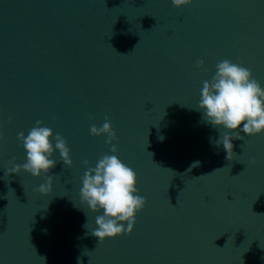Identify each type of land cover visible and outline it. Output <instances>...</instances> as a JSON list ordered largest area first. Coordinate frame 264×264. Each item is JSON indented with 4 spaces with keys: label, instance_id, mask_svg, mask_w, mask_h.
<instances>
[{
    "label": "water",
    "instance_id": "95a60500",
    "mask_svg": "<svg viewBox=\"0 0 264 264\" xmlns=\"http://www.w3.org/2000/svg\"><path fill=\"white\" fill-rule=\"evenodd\" d=\"M224 59L264 88V0H0V264H264V131L240 133L228 161L225 130L197 110ZM105 117L116 153L90 135ZM37 120L72 160L54 152L49 194L43 174L4 173L26 162L17 135ZM104 154L146 203L130 234L98 242L103 212L79 190Z\"/></svg>",
    "mask_w": 264,
    "mask_h": 264
},
{
    "label": "clouds",
    "instance_id": "9594fccd",
    "mask_svg": "<svg viewBox=\"0 0 264 264\" xmlns=\"http://www.w3.org/2000/svg\"><path fill=\"white\" fill-rule=\"evenodd\" d=\"M191 3L192 0H171V4L177 8ZM203 65V60H198L196 63L198 69ZM197 110L203 112V119L208 124L225 130L220 132L216 145H222L226 153L225 158L232 161L234 154L232 141L242 140L240 133L252 136L264 131V88L253 78L251 69L224 59L216 64V71L211 80L202 81ZM42 124V121L37 120L26 137L23 132L18 133L17 139L26 152V162L16 164V158L12 157L8 161L11 167H6L4 173L5 176H9L18 175L23 171L34 178L43 174L46 178L45 182L40 184L36 191L49 194L53 181L49 170L57 163V160L52 158L54 152L58 151L60 160L67 168L72 166V160L67 140L59 133L53 135L52 129L41 126ZM89 131L92 136L106 135L105 143L112 145L110 151L117 152V147L112 144L116 134L107 117L101 127L98 128L93 124ZM150 154L152 156V153ZM250 163L254 164L255 159ZM84 164L88 165V161L85 160ZM197 164L198 162L194 163L192 167ZM81 180L82 187L79 190L81 205H86L93 213L101 210L103 212L102 215L96 216V227L91 233L98 242H103L105 238L130 234L136 214L146 203V198L138 194L135 171L123 163L117 155L104 154L95 167H88ZM124 222H127L126 229Z\"/></svg>",
    "mask_w": 264,
    "mask_h": 264
}]
</instances>
